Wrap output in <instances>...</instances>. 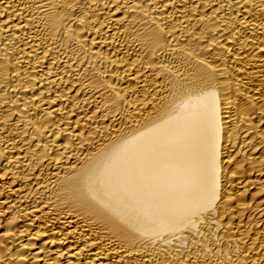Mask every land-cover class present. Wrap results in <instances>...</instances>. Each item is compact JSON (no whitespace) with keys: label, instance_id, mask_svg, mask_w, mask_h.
<instances>
[{"label":"bare ground","instance_id":"bare-ground-1","mask_svg":"<svg viewBox=\"0 0 264 264\" xmlns=\"http://www.w3.org/2000/svg\"><path fill=\"white\" fill-rule=\"evenodd\" d=\"M0 264H264V0H0Z\"/></svg>","mask_w":264,"mask_h":264}]
</instances>
